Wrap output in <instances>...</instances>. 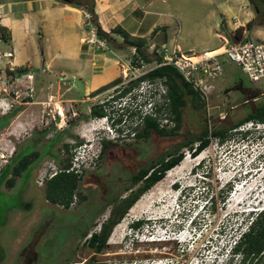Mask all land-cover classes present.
<instances>
[{"label":"rangeland","instance_id":"374dc122","mask_svg":"<svg viewBox=\"0 0 264 264\" xmlns=\"http://www.w3.org/2000/svg\"><path fill=\"white\" fill-rule=\"evenodd\" d=\"M75 1L78 0H71ZM165 1L177 19L171 18L166 27V43L175 40L181 50L200 51L221 42L213 29L209 30L214 22L235 23L234 28L227 31L232 33L225 38L235 33L252 40L264 38V26L257 34L235 28L240 25L244 10L252 12V17H261L264 14L261 3L255 11L249 2L247 7L240 8L242 0ZM83 30L88 34V27ZM159 43L154 42L155 46ZM58 44L59 37L50 39V47L56 48ZM45 46L40 41L32 54L30 71L36 78L44 76L39 70L45 58ZM104 47L106 56H114L111 49L127 54L128 67L120 70L116 84L90 95L87 102L79 98L84 94L83 82L71 66L54 75L53 70L45 68L51 71L45 75V81L61 89L69 86L65 94L76 97L80 107L75 102H60L63 115H55V119L63 118L61 127L47 120L46 124H39V128L34 126L26 137L15 141L10 156L6 157L9 164L1 167L0 182L16 161L14 155L18 154L19 158L29 150L38 152L26 167V180H31V184H35L36 172L32 166L37 163L39 166L43 159L54 158L59 168L58 158L60 167L67 166L73 145L90 138L94 130L104 131V117L97 119L82 112L92 103H104L110 116L124 113L126 119L121 126L134 131L141 128L136 116L147 109L150 98L155 102L159 100L156 92L160 83L155 79L151 82L142 79L121 96L118 90L156 61H144L134 50L130 53L126 44L118 49L109 38L104 40ZM221 64L222 72L211 80L207 98H201L199 106L187 100L181 107L175 133L163 135L150 129L145 136L138 137L129 131L119 142H106L94 166L77 176V186L67 206L45 203L42 190L36 186L32 187L31 196L23 190L7 189L6 184L0 187V264H78L85 259L95 264H237L236 256H231L230 244L252 212L264 207V122H241L221 141L211 136L208 144L194 155L183 144L204 126L207 129L225 127L264 101V77L249 79L235 61L224 55ZM11 113L0 115V133ZM133 120H138L136 126L132 125ZM80 123L84 134L70 132L73 125ZM170 126L171 123L164 127ZM246 129L248 132L242 136L241 131ZM22 135L26 132L22 131ZM64 143L70 144L68 149L64 148ZM174 149L183 153L180 163L140 194L111 228L101 249L89 246L86 237L98 230L110 201L128 192L124 189L132 184L130 175ZM4 151L7 152V148ZM45 165L42 164L41 169ZM137 218L142 222L130 227V222Z\"/></svg>","mask_w":264,"mask_h":264},{"label":"crops","instance_id":"0c3cea01","mask_svg":"<svg viewBox=\"0 0 264 264\" xmlns=\"http://www.w3.org/2000/svg\"><path fill=\"white\" fill-rule=\"evenodd\" d=\"M165 2V0H78L75 2L58 0H0V22L4 32V42L1 47L3 48L5 45L12 51L11 60L17 69L26 66L30 70L33 66L32 54H34L37 43L42 41L46 45L44 49L45 58L42 59L39 70L44 76L36 78L32 73L35 95L28 103L16 104L11 109L9 113H12L1 127L0 147H6L7 149H11L12 147L13 149L15 141L26 137L30 133L29 130L34 126L39 128V124L43 123L39 118L41 101H50L51 105H55L58 116L60 113L63 115L62 109L59 108L60 102H75L76 106L80 107V103L75 100L76 97L65 94L69 86L61 89L57 84L52 85L50 81H45V75L51 72L45 68L53 70L54 75L68 65L71 66V69L76 73L74 74L83 82L82 89L84 94L79 98L81 101L87 102V98L90 97L93 89L114 77H118L120 70L128 67L125 57L127 54H121L108 49L114 56H106L104 45L96 47L86 42L85 37L87 34L84 33L83 27H88V25L84 23L81 14L82 9L90 13L86 5H91L93 9L92 24L95 27L97 24L100 29L107 32L108 37L105 38L103 36L104 40L107 38L113 40L115 46L119 49L125 43L122 41L120 35L110 31V28L114 25H119L131 35L146 37L147 42L150 40L168 42L166 27L170 23L171 18L176 21L177 19L175 14L168 9ZM239 6L240 8L247 7L248 0L240 1ZM252 16V12L244 10V15L242 16L244 20L239 21L240 25H244L245 21ZM233 24L235 23L231 22L228 24V22H223L222 24H217V22H214L209 26V30L213 29V32L221 38L222 42L225 35L232 33V31H227L234 28ZM262 26L264 25L254 24L244 30L257 34L256 32ZM152 30H154V33L150 35ZM52 37H59V44L56 48L50 47V39ZM116 38L118 39L116 40ZM169 41L175 42L172 39ZM221 42L204 49L215 48ZM126 45L130 47V53H132L134 50L133 46ZM71 76L72 78L74 77V75ZM33 105H37L38 107L35 108ZM89 106L85 111H82L83 114L88 113ZM73 112H75L74 108ZM62 122L63 118L61 117L59 118L57 128L62 126ZM81 125L82 123L73 125L70 132L81 136ZM22 131L26 132V135L21 136ZM17 155H14V159H17ZM54 161V158H48L43 159L39 166H37L38 163L34 164L32 166L36 169L34 173L36 174L38 170H41L42 164ZM7 162L4 165H8L9 163ZM9 175L8 170L0 182V187L4 188V180ZM27 176L28 169L25 168L19 175L14 177L12 184L7 189L12 187V189H16V192L23 190L25 194L31 196V193H33L32 187L36 186L43 193L42 184H37L34 181L35 175L33 176L35 184H31V180V182L27 181ZM31 202L29 201V204ZM44 202L47 204L52 203L45 197ZM25 204H28V202H24ZM18 216L22 217L23 215L18 214ZM24 217L30 218V216Z\"/></svg>","mask_w":264,"mask_h":264},{"label":"trees","instance_id":"16d2710c","mask_svg":"<svg viewBox=\"0 0 264 264\" xmlns=\"http://www.w3.org/2000/svg\"><path fill=\"white\" fill-rule=\"evenodd\" d=\"M249 4L254 8L255 11L259 10L258 3L264 5V0H248ZM86 8L90 11V19L93 20V9L91 5H86ZM254 24L264 25V14L261 17L256 15L245 21L244 25H239L237 29L250 28ZM96 31L98 35L108 37L107 32L100 29L96 24ZM111 32H114L121 36L122 41L125 44L133 46L134 52L138 54L144 61L153 60V56L148 54L146 49L147 39L144 36L131 35L125 31L119 25H114L110 28ZM154 33V30L150 32V35ZM235 33V31H234ZM235 36L238 35L235 33ZM134 58V57H133ZM157 65L147 69L141 74L128 80V83L123 85L119 90V96L129 91L132 84L139 82L142 79H159L165 86V90L162 93L163 97H167L166 101L157 103L154 101L153 111L154 115L150 111L143 112L138 115L140 118L141 128L135 130L133 134L135 136H145L150 129L155 130L159 134H172L175 133L179 126L181 117V107L186 103L187 100L195 106H199L201 96L198 91L195 90L189 82L184 80L178 71L170 64L159 63V57H155ZM133 62L132 60L130 63ZM120 80V77H114L111 80L103 83L93 89L90 95H93L100 90L116 84ZM162 112L168 114L173 119L174 124L168 128L158 126L157 117ZM90 116H103L108 115L112 123L124 121L126 116L121 113L117 116H110L106 111L104 103H92L89 106L88 111ZM264 122V101L254 105L249 111L245 113L241 118L237 119L233 123L225 127H215L207 129L204 126L199 133L195 136L187 138L183 141V144L188 146L190 154L194 155L202 148H204L211 136L216 137L219 141L227 138L230 133L228 131L231 128H235L241 122ZM136 126V124L134 125ZM136 128V127H134ZM118 130H121L118 127ZM248 130L241 131V135H246ZM109 140H102L101 148H103ZM196 141L194 145L193 142ZM70 144L64 143V148L68 149ZM38 155L35 150H29L27 153L22 154L16 161L10 166L9 177L4 180V184L11 185L16 175H19ZM183 153L179 149L168 151L165 155L161 156L155 161L149 162L146 166L139 167L136 172L130 175L131 183L126 186L124 190L128 192L121 197H114L110 201V207L108 213L99 223L97 231H91L87 238V244L94 248V250L101 249L105 243L107 236L111 228L119 222V220L126 213L127 209L130 208L135 200L140 196L142 192L147 190L157 180H159L165 172L178 165L182 159ZM59 165L58 171H56L51 177L47 178L43 182V194L44 197L53 203H59L67 206L71 200V196L77 186V176L72 171H65L62 169L59 159L56 161ZM179 162V163H178ZM137 183L136 186L134 184ZM225 195H223L224 197ZM141 219H135L130 222V227H136L141 223ZM231 256H236L237 264H264V207L253 211L249 219L245 224V227L241 229L236 237L230 244ZM78 264H95L92 260L85 259Z\"/></svg>","mask_w":264,"mask_h":264},{"label":"built area","instance_id":"2783aa9c","mask_svg":"<svg viewBox=\"0 0 264 264\" xmlns=\"http://www.w3.org/2000/svg\"><path fill=\"white\" fill-rule=\"evenodd\" d=\"M81 14L84 23L88 25V34L85 37L86 42L96 47H102L104 45V37L98 35L96 27L91 22L90 13L82 9ZM3 42L4 32L0 22V115L9 113L16 104L28 103L35 95L32 72L26 66L19 69L15 67L11 60L12 51L8 48H2ZM154 42H147L145 51L154 57L153 60L156 61L155 57L157 56L159 57V63L172 65L181 77L198 91L201 98H207L212 88L211 80L222 72L221 58L223 55L229 60L235 61L249 79L259 80L264 77V38L252 40L237 36L236 41L231 40L230 37L224 38L217 47L200 51L181 50L174 41L169 43L160 42L158 46H155ZM154 65H157V61ZM155 80H158L161 85L159 91L156 92L159 99L156 102L166 101L167 97L162 96L165 86L159 79ZM146 81L151 82L153 80L146 79ZM154 101L152 98L147 101V109L136 116L139 120L138 115L143 112L150 111L153 115L155 114L153 111ZM40 104V120L44 124L47 123V120H52L57 126L59 118L55 119V115H57L55 107L51 106L50 101H41ZM103 117L106 122L104 131L94 130L90 138H85L84 141L73 145L70 150L68 164L62 168L63 170L72 171L76 175H80L85 169L94 166L100 152L102 140L119 142L121 137L129 131L134 133V130H130L128 126H121L124 122L123 120L112 123L107 114L95 116L97 119ZM137 121L135 120L132 125H135ZM157 121L160 127L167 126L169 123H171V126L174 124L173 119L165 112L158 115ZM118 127L121 130H118ZM4 150H6V147H0V170L7 161L6 157L10 156L12 148L7 149V152ZM58 170L60 169L56 167L54 162H47L43 169L37 171L34 181L37 184H43L45 179L51 177Z\"/></svg>","mask_w":264,"mask_h":264},{"label":"water","instance_id":"95a60500","mask_svg":"<svg viewBox=\"0 0 264 264\" xmlns=\"http://www.w3.org/2000/svg\"><path fill=\"white\" fill-rule=\"evenodd\" d=\"M62 1H64V2H69V1H71V0H62ZM230 39L233 40V41H236V40H237V37H235V36H231Z\"/></svg>","mask_w":264,"mask_h":264},{"label":"flooded vegetation","instance_id":"af4514ba","mask_svg":"<svg viewBox=\"0 0 264 264\" xmlns=\"http://www.w3.org/2000/svg\"><path fill=\"white\" fill-rule=\"evenodd\" d=\"M108 142H110V143H115V142H112V141H108Z\"/></svg>","mask_w":264,"mask_h":264}]
</instances>
